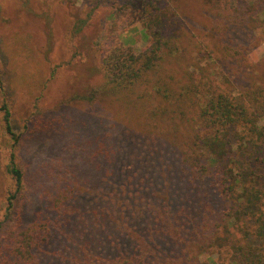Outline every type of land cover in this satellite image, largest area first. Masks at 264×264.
<instances>
[{
    "label": "trees",
    "instance_id": "trees-1",
    "mask_svg": "<svg viewBox=\"0 0 264 264\" xmlns=\"http://www.w3.org/2000/svg\"><path fill=\"white\" fill-rule=\"evenodd\" d=\"M213 1L221 9L217 18L228 38L218 60L212 55L209 59L226 70L239 95L212 86L202 92V83L189 87L175 70L164 71L176 48L166 35L168 20L159 0L119 4L112 17L142 24L150 43L144 51L122 44L105 49L104 82L82 100L96 110L106 93L126 101L129 95L136 106V96H147L154 105L149 123L155 130L116 131L114 124L104 136H91L83 151L96 169L109 168L105 184L93 193L65 175L48 195L45 210L25 230L6 232L8 215L0 223L2 236L7 234L0 245V264H200L201 255L222 245V234L232 251L231 264H264V246L254 245L264 243V216L255 220L261 209L259 176L250 160L235 154L230 137L244 128L252 147H261L252 139L264 144V126L259 125L264 76L256 71L262 63L245 65L254 30L264 29V21L261 25L256 19L264 16V0L252 5L235 0L237 7L228 17L223 7L229 0ZM192 92L198 100L190 111L186 102ZM0 110L7 133L17 143L9 106ZM85 123L76 135L91 132ZM14 157L9 172L20 191L24 173ZM236 235L240 239L234 240Z\"/></svg>",
    "mask_w": 264,
    "mask_h": 264
},
{
    "label": "rangeland",
    "instance_id": "rangeland-1",
    "mask_svg": "<svg viewBox=\"0 0 264 264\" xmlns=\"http://www.w3.org/2000/svg\"><path fill=\"white\" fill-rule=\"evenodd\" d=\"M124 1L0 0V107L9 106L13 129L19 136L16 143L7 133L4 112L0 110V223L10 215L6 232L15 228L25 230L36 214L45 210L48 195L60 187L65 175L79 187L98 192L105 184L109 168L102 165L96 169V164L87 162L83 149L91 136H104L114 124L118 127L116 131L129 127L148 133L155 130L150 121L154 105L147 96L138 99L136 96L139 101L136 106L130 103L129 95L126 101L106 93L97 102L96 110L82 100L104 82L101 61L105 49L122 44L144 51L150 43L145 39L142 24L129 25L112 17L114 9ZM159 1L168 20L166 35L176 48L164 63V71L175 70L177 79L183 77V83L189 87L192 83H202V92L212 86L239 95L238 89L228 83L226 70L209 59L212 55L218 60L223 40L228 38L217 18L221 9H215L213 0ZM253 2L240 0L241 5ZM236 7L235 0L226 2L224 16H230ZM256 19L263 24L264 16ZM254 31L245 65L251 67L261 62L256 71L262 78L264 29ZM208 79L212 80L211 84ZM138 95L143 93L139 90ZM190 97L186 107L192 111L198 97L194 92ZM84 121L91 126V132L76 135ZM259 125L264 126V117L259 119ZM237 132L230 135L232 148L236 155L241 153L245 161L254 164L259 176L261 209L255 220L261 219L264 216V144L252 139L261 146L252 147L246 130ZM78 137L80 140L73 146ZM242 137L243 143L238 141ZM13 155V161L24 173L20 191L9 172ZM4 234L0 232V245L7 235ZM222 238V245L211 247L198 258L200 264H231L232 251L226 236L222 234ZM258 243L254 245L264 246Z\"/></svg>",
    "mask_w": 264,
    "mask_h": 264
}]
</instances>
